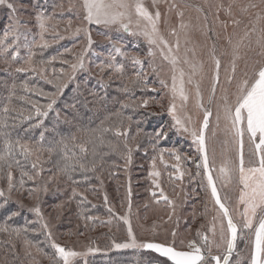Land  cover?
<instances>
[{"label": "snow or ice", "instance_id": "obj_1", "mask_svg": "<svg viewBox=\"0 0 264 264\" xmlns=\"http://www.w3.org/2000/svg\"><path fill=\"white\" fill-rule=\"evenodd\" d=\"M0 7L8 10L0 32L7 76L0 79V264H41V257L48 264H90L88 257L101 251L94 241L78 249L56 235L73 203L77 223L68 236L85 234L80 221L85 230L103 226L109 232L114 220L122 222L126 237H108L110 247L156 254L147 264H264V0L195 6L0 0ZM186 9H194L195 21ZM94 33L108 47H94ZM65 39L73 46L45 57ZM110 98L117 107L109 108ZM175 137L190 141L191 151L162 143ZM141 152L149 162L152 201L169 209L143 229L150 233L144 239L133 228L129 174L134 153ZM121 167L127 180L120 207L126 211L118 213L104 184L105 174L113 178ZM165 174L175 199L162 186ZM185 177L194 185L191 193L184 192ZM91 179L98 181L92 191L103 195L107 220L88 214L85 205H96L81 186ZM181 192L185 201L203 193L202 211L190 215L193 223H206L194 234L191 226L178 231ZM49 196L64 197L54 216L44 211Z\"/></svg>", "mask_w": 264, "mask_h": 264}, {"label": "trees", "instance_id": "obj_2", "mask_svg": "<svg viewBox=\"0 0 264 264\" xmlns=\"http://www.w3.org/2000/svg\"><path fill=\"white\" fill-rule=\"evenodd\" d=\"M48 5H51L53 3V0H47ZM66 16H69L70 14H65ZM8 23V10L6 8L0 7V31L2 32V30L4 29V27L7 25ZM75 41H73L72 39H65L62 42H60L59 44L53 45L51 48L47 49L44 53L45 57H49L52 55H57L58 52H62L64 50L65 47H72L73 43ZM99 50H103L106 47H102V46H98ZM79 49H74V51H78ZM4 68L3 64H0V79H7L6 74L2 71V69ZM82 76H78V79H81ZM115 83L118 82H114V86ZM41 85L46 89V90H50L49 85H43L41 82ZM94 85V81L91 82L92 86ZM70 88L73 87V85L69 86ZM139 95V93H138ZM149 95H154V94H149ZM109 108H115L117 107V105L113 104L111 102V98L109 101ZM86 115H91V113H86ZM157 119V118H154ZM159 119H164L167 120L166 117H162ZM46 123H48V121H46ZM39 132V130H37V133ZM165 144V143H163ZM112 161H115L117 164L123 165V161L120 160L118 157H111ZM148 164V159L147 157H144L143 153H134V158H133V163L129 169V174L131 177V181H132V188H133V197L132 200L135 199L136 197V193L138 195L139 191H138V184H135V180L137 179H142L145 180V178L143 177L146 171V165ZM47 174V173H46ZM127 177L124 174L123 168L121 167L119 169V174L113 178H109L107 176V174H105V184H104V190L108 193L109 195V199L112 205H114L115 203L118 205L119 203H121V199L122 196L124 194V187L122 185L125 184ZM93 186H96L98 188V181H96L95 179H91L90 181L87 182V184L82 185L81 186V190L83 191L84 188H87V195L89 200H91L92 204H95L96 207L92 208L91 205H85L87 208L90 209L89 213L90 215H96L101 217L102 220H107L109 217V213L107 212V208L104 205V201H103V195L97 191L96 194H93L92 188ZM120 186V192L119 194H117V187ZM143 196L145 195H141L139 197L138 200L142 199L143 200ZM64 197L60 196L59 198L57 197H45V203L43 205L44 207V211L45 214H52L53 216L55 215V211H54V205L59 203ZM11 209L15 208V205H11L9 206ZM76 204L73 203L71 205L70 209H66L64 211V215L61 217L60 222L57 224L56 227V233L58 234H62L63 236L66 237V233L69 232L70 230H75V226L77 223L76 220ZM118 213H123L125 211V209H120V210H116ZM0 215H3L2 212H0ZM24 217H27L28 219H33L34 217H32L31 214L29 213H24L23 214ZM19 224H23L24 220L23 218L19 219ZM79 223H81V230L84 231V235L82 236H71L70 238L74 241L77 242L80 240L84 241L86 240V244H89V241H94V247H98L101 249V251L95 253L94 255H90L88 257L90 264H147V262L145 263V261L147 260V258H151L153 256H155L152 253L146 252V251H138V250H124V251H118L116 249H112L110 247V240L108 237H114L118 242H120V237H119V230H117V221H113V225H112V231L109 232V228L108 227H103V226H97L95 227V230H92L91 227L89 229H83L82 225L83 222L80 221ZM91 223H95L97 225H99V221L96 222H90ZM60 234V235H61ZM59 235V236H60ZM0 239H3V237H0ZM41 239H43V237H41ZM62 244L64 243H68V241L65 242H60ZM69 244V243H68ZM96 244V246H95ZM45 251L51 252L50 249L45 248ZM41 259V264H48L47 259L45 258H40ZM148 261V260H147Z\"/></svg>", "mask_w": 264, "mask_h": 264}, {"label": "rangeland", "instance_id": "obj_3", "mask_svg": "<svg viewBox=\"0 0 264 264\" xmlns=\"http://www.w3.org/2000/svg\"><path fill=\"white\" fill-rule=\"evenodd\" d=\"M24 2L25 3H29V2H31V0H24ZM65 2H66V0H65ZM209 2L215 3V2H217V0H209ZM223 2L227 3L228 0H223ZM146 3H150V0H146ZM176 3L177 4H181V5L188 4V5L195 6V5H199V4L204 3V0H176ZM189 15L193 18V21H195V17L197 16V13L194 11V9H186V18ZM171 20H172L173 24H175L177 22L175 14L172 15ZM94 38L98 42V45H96L94 47H98L99 45L102 46V47H108V45L106 43H104L100 37L95 36V33H94ZM196 39H197V41H201L202 40V38L199 36V34H196ZM224 59H225V61H227V57H225ZM202 89L204 91L205 103H207V96H208V84H207V81H205L204 84L202 85ZM211 107L213 109V112H215L214 105H212ZM189 110L193 114L194 118L198 117L199 113L197 112V110L194 107L193 102H191V101L189 103ZM166 119H168V118L166 117ZM213 123H214V121H213ZM211 126L212 125L210 124V127ZM219 135L220 134H218V136ZM173 142H176L177 146H180L184 152L191 151V149L189 148L190 141L184 140V139L179 138V137H175L174 141H164L162 143H165L164 144L165 146H172ZM217 153H218V158H219V146L218 145H217ZM187 166L189 168H191L193 172H195L194 165H192L191 163H188ZM148 167H149V162L146 165V170L148 169ZM144 174L145 175L143 177L145 178V176L147 174V171H145ZM167 180H168L167 174H165L162 177V180H161L162 186L164 187L165 192L171 198L175 199L176 197L173 195L172 186L168 184ZM131 183H132V181H131ZM135 184L139 185V187L137 188L138 191H139V194H141V195L143 194L145 196H143V200L142 199L138 200L141 195H138L136 193V197L133 200V205H132L131 219H132L134 231L136 232L137 236L139 238H141V239H144V238L150 237V233L144 232L143 229L150 227L154 222L159 223L160 218L164 217L166 215V213L169 211V209L165 207L163 201H161L159 204H156V203H154L152 201V198H151L150 193L148 191V187L150 185V181H148L146 179L145 180L137 179V180H135ZM193 187H194V185L189 183L188 182V178L185 177V182H184V185H183L184 192L191 193V190H192ZM176 191L180 192V189H176ZM202 197H203V193H201V198L189 197L185 201L184 193L181 192V195H180V197H179V199L177 201L178 203L181 204V206L177 209V213L181 217L180 226H179V229H178V231L181 234H184L185 230L189 226L192 227L193 234H194L196 228H198L201 223H206V221H204L202 218H198L197 221L195 223H193L192 220H191V215H190L194 210L197 213L202 211V204L200 202ZM145 204H147L148 206L145 207L144 206ZM114 206H115L116 210L122 209L120 207V203L118 205L115 203ZM125 211H126V209H125ZM185 221H187V223ZM116 224H118L117 227H119L120 242H122L125 239V237H126V226H124L122 224V222H117ZM141 226H143V227H141ZM67 233H66V237L63 236L61 233H60L61 235L56 233L59 242L68 241L70 246H75L78 249L81 248L83 245H86V242H87L86 240L81 241V242H80V240L77 241V242H74L70 238V236H68ZM161 238H162V235H161ZM90 242L91 241H89V243ZM95 246H96V244H95ZM93 247H94V244H93ZM124 250H135V249H120L118 251H124ZM149 259L147 258V260H149ZM147 260L145 261V263L147 262Z\"/></svg>", "mask_w": 264, "mask_h": 264}, {"label": "water", "instance_id": "obj_4", "mask_svg": "<svg viewBox=\"0 0 264 264\" xmlns=\"http://www.w3.org/2000/svg\"><path fill=\"white\" fill-rule=\"evenodd\" d=\"M153 254V253H152ZM154 255H156V254H154Z\"/></svg>", "mask_w": 264, "mask_h": 264}]
</instances>
